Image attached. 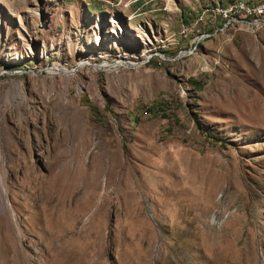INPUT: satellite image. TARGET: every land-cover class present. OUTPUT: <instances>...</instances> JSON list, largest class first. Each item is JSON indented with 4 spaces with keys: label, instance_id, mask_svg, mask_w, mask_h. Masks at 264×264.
Masks as SVG:
<instances>
[{
    "label": "rangeland",
    "instance_id": "374dc122",
    "mask_svg": "<svg viewBox=\"0 0 264 264\" xmlns=\"http://www.w3.org/2000/svg\"><path fill=\"white\" fill-rule=\"evenodd\" d=\"M218 1L0 0V264H264V20L208 22L264 0Z\"/></svg>",
    "mask_w": 264,
    "mask_h": 264
},
{
    "label": "bare ground",
    "instance_id": "6f19581e",
    "mask_svg": "<svg viewBox=\"0 0 264 264\" xmlns=\"http://www.w3.org/2000/svg\"><path fill=\"white\" fill-rule=\"evenodd\" d=\"M238 7H242V6H231L230 8H227V9H224V10H221V13H229V11H233L234 8H238ZM259 13L261 14H264V7L262 10H259ZM120 62V61H119ZM109 65V64H108ZM100 66V65H99ZM102 67V66H101ZM103 67H106V66H103ZM95 69H98V68H95ZM100 69V68H99ZM103 69V68H102ZM109 70V69H108ZM57 73H62V74H66L65 70H59L58 68H53L49 71V74L53 75V74H57ZM26 164V162H23V165ZM31 181L32 182H35L36 181V177L33 176L31 177ZM148 192V191H147ZM143 194V193H142ZM141 195V194H140ZM137 212V211H136ZM143 213V212H142ZM154 214H156V212L154 211ZM139 215H140V212H139ZM205 216H206V211L205 210H200L199 214L198 215H195L193 216L191 219H189V223L187 224V228L185 230H182L180 232L181 235H185V234H188L191 241L195 244L196 241L200 240V235H202V233L200 232H195L194 233V230H196L198 228V225L199 223L202 222V220H205ZM165 219H167V216L166 217H161L159 215L156 214V220H157V223H158V226L163 228L164 227V222H165ZM140 224H142L145 229L148 227V223L147 221H143L141 222ZM195 224V226H193ZM204 226V229L203 230H207V227ZM198 231V230H197ZM151 240V238H146V241H149ZM175 260H178V259H175ZM179 262V260H178ZM157 263H160V260H158Z\"/></svg>",
    "mask_w": 264,
    "mask_h": 264
},
{
    "label": "built area",
    "instance_id": "2783aa9c",
    "mask_svg": "<svg viewBox=\"0 0 264 264\" xmlns=\"http://www.w3.org/2000/svg\"><path fill=\"white\" fill-rule=\"evenodd\" d=\"M211 19H208L209 23H215L216 20H219L222 22V20H233V22L236 24V26L245 27L248 24L258 23L259 21L264 20L263 16H256V8L250 7V8H239L238 11H229V13H222V19H215V14H210ZM207 18V15L202 16L199 19ZM216 24V25H220ZM208 35H203V37H206Z\"/></svg>",
    "mask_w": 264,
    "mask_h": 264
},
{
    "label": "crops",
    "instance_id": "0c3cea01",
    "mask_svg": "<svg viewBox=\"0 0 264 264\" xmlns=\"http://www.w3.org/2000/svg\"><path fill=\"white\" fill-rule=\"evenodd\" d=\"M218 4H221V5L225 4V3H224V0H219V1H218Z\"/></svg>",
    "mask_w": 264,
    "mask_h": 264
}]
</instances>
